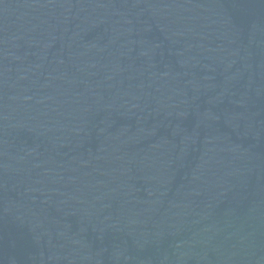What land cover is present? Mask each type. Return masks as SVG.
Returning a JSON list of instances; mask_svg holds the SVG:
<instances>
[{
    "label": "water",
    "instance_id": "water-1",
    "mask_svg": "<svg viewBox=\"0 0 264 264\" xmlns=\"http://www.w3.org/2000/svg\"><path fill=\"white\" fill-rule=\"evenodd\" d=\"M0 264H264V0H0Z\"/></svg>",
    "mask_w": 264,
    "mask_h": 264
}]
</instances>
